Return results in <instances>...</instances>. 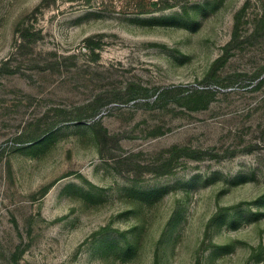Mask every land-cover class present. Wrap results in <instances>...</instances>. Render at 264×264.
Listing matches in <instances>:
<instances>
[{
	"label": "rangeland",
	"instance_id": "1",
	"mask_svg": "<svg viewBox=\"0 0 264 264\" xmlns=\"http://www.w3.org/2000/svg\"><path fill=\"white\" fill-rule=\"evenodd\" d=\"M262 77L264 0H0V264H264Z\"/></svg>",
	"mask_w": 264,
	"mask_h": 264
},
{
	"label": "trees",
	"instance_id": "2",
	"mask_svg": "<svg viewBox=\"0 0 264 264\" xmlns=\"http://www.w3.org/2000/svg\"><path fill=\"white\" fill-rule=\"evenodd\" d=\"M239 18H240V13L236 15V18H235L236 21H235L234 29L232 31L231 39L224 45V52L221 55H219L212 63L211 68L208 71V74L206 75L208 78H211V77L213 78L216 75L218 67L226 61V59L229 56L230 50L235 48L237 45H239L242 42L240 39L241 35L239 34V30H238L239 29ZM27 34L28 33L25 32L23 33L22 36L26 38ZM87 48H90L93 51L95 50L94 45H91V43H89ZM96 56L98 55L96 54ZM263 80H264V77L258 79L257 81L258 85L261 84ZM201 104L202 106L206 105V103H204L203 100L201 101ZM100 136L101 138H103L102 135ZM210 154L218 156V153H211L209 150H202V149H194V153H192L191 156L198 159L204 155H210Z\"/></svg>",
	"mask_w": 264,
	"mask_h": 264
}]
</instances>
